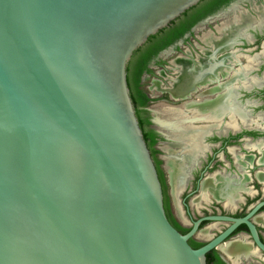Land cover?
<instances>
[{
    "label": "water",
    "instance_id": "water-1",
    "mask_svg": "<svg viewBox=\"0 0 264 264\" xmlns=\"http://www.w3.org/2000/svg\"><path fill=\"white\" fill-rule=\"evenodd\" d=\"M203 1L0 0V264H207L241 224L264 253V200L172 226L126 85ZM202 221L226 225L194 248Z\"/></svg>",
    "mask_w": 264,
    "mask_h": 264
},
{
    "label": "flooded vegetation",
    "instance_id": "flooded-vegetation-1",
    "mask_svg": "<svg viewBox=\"0 0 264 264\" xmlns=\"http://www.w3.org/2000/svg\"><path fill=\"white\" fill-rule=\"evenodd\" d=\"M258 3L264 10L263 0H258ZM221 7H226L224 13L211 20ZM199 22L203 23L197 37L194 29ZM191 37L196 38V44L190 41ZM167 73L172 74L173 78ZM142 78L148 83L145 87L147 92H165L166 99L147 93L142 87ZM140 87L147 97L141 115L147 120L146 129L155 134L153 148L157 150L155 158L160 160L159 167L166 185L170 212L167 173L170 175L171 192L175 195L181 167L174 164V161L181 159L179 163L184 165L187 185L178 198L181 212L177 205L176 208L178 216L186 219L189 226H181L179 219L171 212L181 227L188 230L191 220L202 215L240 217L256 202L264 200L258 195L253 198L245 196L234 212H225L215 201L195 210L188 204L189 198L198 191L201 182L202 188L213 191L214 195L223 191L229 193L232 187L236 190L240 187L243 171L251 173L254 169L242 167L235 159L248 154L255 155L256 151L246 145L253 146L257 141L264 140L263 13L250 10L240 0H229L197 20L180 37L149 58L140 77ZM171 98L176 99V102L171 101ZM151 107H156L161 113ZM163 141L166 146L161 148L160 142ZM170 164L175 166L173 176ZM223 174L232 176L233 181H226ZM211 181L218 182V185L214 186ZM231 185L233 186L230 187ZM251 186L258 188L255 181H252ZM207 206L210 211L206 210ZM261 212L262 207L259 208V217ZM258 216L252 221L264 242V226ZM209 223L222 225L206 240L226 225L222 221H202L199 228ZM241 235H246L251 242L245 226L238 225L228 237L229 241L219 245L233 244L235 251L228 256L217 246L215 251L220 258L226 264H234L231 261L237 256L239 262L249 260L247 264H264L247 254ZM206 240L200 242L204 243ZM257 251L264 256L263 252Z\"/></svg>",
    "mask_w": 264,
    "mask_h": 264
},
{
    "label": "trees",
    "instance_id": "trees-1",
    "mask_svg": "<svg viewBox=\"0 0 264 264\" xmlns=\"http://www.w3.org/2000/svg\"><path fill=\"white\" fill-rule=\"evenodd\" d=\"M228 1L229 0H204L194 9L180 18L177 22H175L172 26H170L166 31L158 36L142 51H140L135 57H133L130 60L126 76V85L129 93L132 96L131 101L134 107L138 125L141 129L144 142L149 149L150 155L154 161L158 179L164 188L162 192V205L164 213L172 226L177 228L181 233L186 232L187 228L181 227L171 215L168 205V197L166 194V185L164 182L163 173L159 167L160 160L155 158L157 150L153 148V145L156 141V139H154L155 134L152 131L146 129L145 126L147 124V120L141 115L144 112L142 107L145 105L147 97L140 87V77L145 69V64L148 59L151 58L159 49L173 42L176 38L180 37L184 32H186L197 20L203 18ZM202 244L203 242L194 239L191 246L195 248ZM207 253H210L206 259L207 264H226L215 250H210Z\"/></svg>",
    "mask_w": 264,
    "mask_h": 264
},
{
    "label": "crops",
    "instance_id": "crops-1",
    "mask_svg": "<svg viewBox=\"0 0 264 264\" xmlns=\"http://www.w3.org/2000/svg\"><path fill=\"white\" fill-rule=\"evenodd\" d=\"M240 2L244 5H247L250 10L254 12L260 11V13L264 14V10L262 9V7H260L258 0H240ZM246 147L250 149H254L256 151V154L255 155L248 154L240 158L237 157L235 161L239 163L242 167L254 168V169L251 173H249L248 171L242 172V178L240 179V187H238L236 190L234 189V187H232L233 185H231L230 187H232V190L229 193H224L223 191L220 192L218 195H214L213 191L202 188V182H201L198 191L195 194H193L188 200V204L191 209L195 210L200 208L203 204H206L211 201H215L218 203V205H220L221 209L224 210L225 212H234L237 208V205L242 202L245 196L249 198H253L258 195L259 198L264 199V140L257 141L253 146L248 144L246 145ZM179 162H181V159H176L174 161V164H178L181 167L178 176L177 192L175 193V195H173L171 192V184H170L169 176L165 169L167 173V182L169 185L170 200H171V204L172 205L174 204V206L177 205L176 202H178L179 195L187 185V177H186L184 165L183 163H179ZM207 176L209 177V175ZM223 178H225L226 181H229L230 183L231 181H233L232 176L223 174ZM252 181H255V183L258 185L257 189L251 186ZM211 184L217 186L218 182L211 181ZM240 238L247 247V251H248L247 254L251 257L256 258L257 260L264 262V256L258 253L257 249L254 246H252L251 242L247 239V236L241 235ZM238 258L239 257L237 256L231 262L237 264Z\"/></svg>",
    "mask_w": 264,
    "mask_h": 264
},
{
    "label": "rangeland",
    "instance_id": "rangeland-1",
    "mask_svg": "<svg viewBox=\"0 0 264 264\" xmlns=\"http://www.w3.org/2000/svg\"><path fill=\"white\" fill-rule=\"evenodd\" d=\"M225 8L226 7H221L219 10H217L215 13H214V15L211 17V20H215L216 18L215 17H217V16H220V15H222L223 13H224V10H225ZM203 22H199V23H197L196 24V26H195V29H194V34H195V36H199V33H198V30L201 28L200 26H202L201 24H202ZM202 30V29H201ZM196 38L195 37H191V39H190V41H192L194 44H196L195 42H194V40H195ZM189 41V42H190ZM171 60H169V62H170ZM171 63V62H170ZM170 67V66H169ZM167 75L168 76H173L172 74L170 75V73H167ZM173 78V77H172ZM141 82H142V87L144 88V90L147 92V90H146V85L148 84L147 83V81L145 80V79H143L142 78V80H141ZM164 84H165V82H164ZM147 93H149V92H147ZM150 95H158V96H160L161 98H164V99H166V93L165 92H160V91H157V92H153L152 94L151 93H149ZM171 101H173V102H176V99H172L171 98ZM151 109H153L154 111H159V113H161L160 112V110H158L156 107L154 108V107H151ZM165 143H164V141L163 142H160V147L161 148H164V146H166V145H164ZM176 204H177V208L179 207V209H180V212H181V205H180V203L179 202H176ZM177 208H176V205L174 206V204L172 205L171 204V212H172V214L173 215H176V217H177V219H179V223L181 224V226H183V227H188L189 226V222L186 220V219H182L180 216H178V212H177ZM206 210L207 211H210V207L209 206H207L206 207ZM201 214H204V213H201ZM220 225H222V224H220V223H209V224H206V225H204L195 235H196V239L197 240H199V241H204V239H207L209 236H211L212 234H214L219 228H220ZM194 235V236H195ZM247 262L249 263V260H247V261H242V262H237L238 264H247Z\"/></svg>",
    "mask_w": 264,
    "mask_h": 264
},
{
    "label": "bare ground",
    "instance_id": "bare-ground-1",
    "mask_svg": "<svg viewBox=\"0 0 264 264\" xmlns=\"http://www.w3.org/2000/svg\"><path fill=\"white\" fill-rule=\"evenodd\" d=\"M175 62V61H174ZM177 63V62H176ZM175 63V64H176ZM179 63V62H178ZM177 85V84H176ZM169 165V164H168ZM171 165V164H170ZM167 167V166H166ZM175 166L174 165H171V174H172V176H173V174H175L174 172H175V168H174ZM168 168H169V166H168ZM170 176V175H169ZM172 183V182H171ZM178 183V182H177ZM177 183H176V185H177ZM174 185V184H173ZM205 186V185H204ZM213 186V185H212ZM172 189H173V187H172ZM176 189V188H175ZM172 194H173V192H172ZM233 245V244H232ZM232 245H229V244H227V245H225V246H219V249H221L224 253H226L228 256H230L234 251H235V248H234V246H232ZM237 249V248H236ZM234 256V255H233Z\"/></svg>",
    "mask_w": 264,
    "mask_h": 264
}]
</instances>
